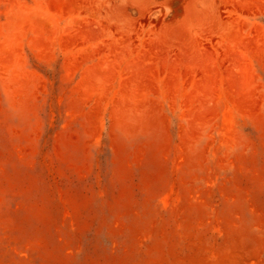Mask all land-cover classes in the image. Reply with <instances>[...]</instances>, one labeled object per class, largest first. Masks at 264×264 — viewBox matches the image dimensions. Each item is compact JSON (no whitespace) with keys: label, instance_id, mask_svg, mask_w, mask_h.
Wrapping results in <instances>:
<instances>
[{"label":"rangeland","instance_id":"obj_1","mask_svg":"<svg viewBox=\"0 0 264 264\" xmlns=\"http://www.w3.org/2000/svg\"><path fill=\"white\" fill-rule=\"evenodd\" d=\"M0 264H264V0H0Z\"/></svg>","mask_w":264,"mask_h":264}]
</instances>
